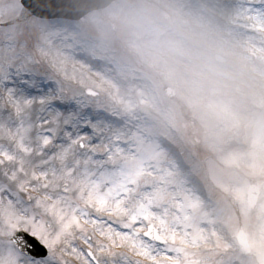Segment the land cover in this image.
<instances>
[{"label": "snow or ice", "instance_id": "6c2138e0", "mask_svg": "<svg viewBox=\"0 0 264 264\" xmlns=\"http://www.w3.org/2000/svg\"><path fill=\"white\" fill-rule=\"evenodd\" d=\"M211 3L0 0V264H264V0ZM213 34L219 51L194 50ZM137 76L140 104L179 96L214 149L237 144L218 183L239 216L131 133Z\"/></svg>", "mask_w": 264, "mask_h": 264}, {"label": "rangeland", "instance_id": "374dc122", "mask_svg": "<svg viewBox=\"0 0 264 264\" xmlns=\"http://www.w3.org/2000/svg\"><path fill=\"white\" fill-rule=\"evenodd\" d=\"M189 3L194 8H212L211 0H189ZM209 16L216 28L223 30L228 27L226 18L218 9L210 11ZM192 40L194 50H220L219 36L216 34L210 38L195 35ZM96 67L102 65L96 64ZM121 85L125 99L133 89L137 101L140 99L138 91L151 87L139 76L129 77L121 81ZM161 95L162 99L156 108L143 110L141 118L131 127V133L138 134L145 147L155 151L153 163L170 179L177 181L182 191L198 197L214 214L223 209L226 215L239 216V206L232 202L218 183V180L232 172L225 166L222 157L235 152L237 144L221 141L214 149L211 138L192 109L179 96ZM106 102L113 103L111 100Z\"/></svg>", "mask_w": 264, "mask_h": 264}, {"label": "bare ground", "instance_id": "6f19581e", "mask_svg": "<svg viewBox=\"0 0 264 264\" xmlns=\"http://www.w3.org/2000/svg\"><path fill=\"white\" fill-rule=\"evenodd\" d=\"M131 93V99L136 104V107L131 112H123L122 110V120L126 122L129 129L135 125L136 121L141 118V113L146 107L139 103L136 99V92L132 89L129 91Z\"/></svg>", "mask_w": 264, "mask_h": 264}]
</instances>
